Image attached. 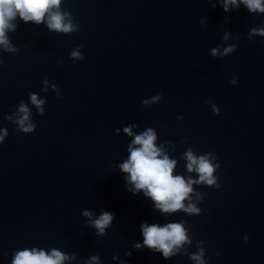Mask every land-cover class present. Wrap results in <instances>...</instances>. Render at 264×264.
Listing matches in <instances>:
<instances>
[{
	"label": "water",
	"instance_id": "95a60500",
	"mask_svg": "<svg viewBox=\"0 0 264 264\" xmlns=\"http://www.w3.org/2000/svg\"><path fill=\"white\" fill-rule=\"evenodd\" d=\"M57 10L70 31L49 30L47 12L38 24L17 15L11 50L0 46V264L33 247L74 255L62 264H195L199 249L204 264H264V35L252 31L264 12H224L218 0H60ZM21 102L31 133L16 119ZM148 127L174 175L196 179L189 150L219 160L221 188L193 183L183 201L199 213H164L127 190L119 165ZM85 209L115 214L103 235ZM142 221H182L189 242L167 259L136 250Z\"/></svg>",
	"mask_w": 264,
	"mask_h": 264
},
{
	"label": "clouds",
	"instance_id": "9594fccd",
	"mask_svg": "<svg viewBox=\"0 0 264 264\" xmlns=\"http://www.w3.org/2000/svg\"><path fill=\"white\" fill-rule=\"evenodd\" d=\"M224 12L232 8L238 7L242 3L248 11L264 12V0H218ZM60 0H0V46H4L6 50H11L8 38L5 35L6 30L15 28L12 21L19 18L27 23L33 21L40 23L45 19V13H48L45 23L49 30H57L68 32L73 26L70 23L64 22V15L59 11H51L58 9ZM215 7V4H211ZM253 32L264 35V29H253ZM236 45H230L218 52L217 48L211 50L213 55H226L233 51ZM80 54L76 51L72 52V56L77 57ZM236 84L235 77L230 81ZM46 83V81H45ZM31 103L37 106V110L42 112L40 105L42 100H37L35 94H30ZM161 99L158 93L151 98L152 101ZM144 103H150L145 100ZM214 113L219 112L217 105L213 106ZM19 115L17 122L20 131L24 133L33 132L37 125L29 120V109L21 102L18 107ZM123 131L132 136L130 127H124ZM5 130L0 129V143H3ZM156 133L152 127L146 128L144 131L132 137L128 145V156L119 165L122 173H125L124 180L126 181L128 191L133 195L142 192L145 198H150L154 209L164 213H174L177 210H182L189 214H196L200 209L193 203L189 202L186 206L183 203L185 199L191 201L189 193L192 192V184H200L203 182L206 186H214L215 189L221 188L218 176L214 172L220 168V162L215 156L205 154L195 156L190 150L185 153L187 163L185 165L189 172L197 173L195 180L185 178L180 174H173V169L176 164L174 159H170L164 153L162 147L157 146L154 141ZM211 156V158H210ZM215 161V162H213ZM81 215L89 218L91 226L96 230L97 236L103 235L105 229L110 226L114 220L115 214L111 211L101 210L98 215L93 218V212L85 209ZM141 241L135 242L133 247L140 250L142 247L150 249L154 252H160L163 258L167 259L175 251L179 250V246L189 242L186 235V229L183 222H168L165 224L147 223L142 221L139 225ZM248 240V236H244V241ZM126 252L125 255H130ZM204 249H199L193 254L192 259L195 264H204L203 260ZM219 255L217 251L215 253ZM74 255L62 253L57 249H51L47 253L43 249L35 247L14 252L10 264H62V261L74 259ZM112 259H116L115 256ZM88 264H98V256L93 255L88 261Z\"/></svg>",
	"mask_w": 264,
	"mask_h": 264
}]
</instances>
